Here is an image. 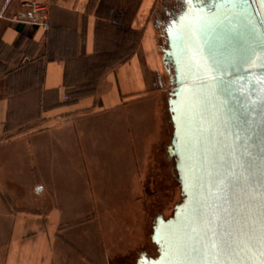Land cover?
<instances>
[{
  "label": "crops",
  "instance_id": "0c3cea01",
  "mask_svg": "<svg viewBox=\"0 0 264 264\" xmlns=\"http://www.w3.org/2000/svg\"><path fill=\"white\" fill-rule=\"evenodd\" d=\"M24 2L45 8L49 28L0 20V264H52L64 223L125 205L161 156L169 167L171 83L156 46L184 4L177 12L170 0H140L128 25L138 50L111 66L105 56L118 42L104 31L126 25L123 6L9 0L7 15ZM96 70L91 94L68 99L93 86Z\"/></svg>",
  "mask_w": 264,
  "mask_h": 264
},
{
  "label": "water",
  "instance_id": "95a60500",
  "mask_svg": "<svg viewBox=\"0 0 264 264\" xmlns=\"http://www.w3.org/2000/svg\"><path fill=\"white\" fill-rule=\"evenodd\" d=\"M185 3L162 50L182 198L143 261L264 264V2Z\"/></svg>",
  "mask_w": 264,
  "mask_h": 264
},
{
  "label": "rangeland",
  "instance_id": "374dc122",
  "mask_svg": "<svg viewBox=\"0 0 264 264\" xmlns=\"http://www.w3.org/2000/svg\"><path fill=\"white\" fill-rule=\"evenodd\" d=\"M114 1L115 4L125 8L128 22L125 26L122 25L121 31L111 30L106 31L107 33L104 31V35H106L105 38L113 39L116 43L121 42V45L115 43L120 52L112 47L111 52L108 53L113 59L116 56L120 60L122 56L129 55L134 49L138 50L140 34L129 30L128 25L138 10L140 0ZM8 3L9 0H0V12H2L0 20L10 21L15 16L7 15ZM182 7L180 0H170L171 11L178 12L182 10ZM171 14L174 15L172 12ZM165 46L162 38L156 48L160 53ZM113 62L111 66H115ZM99 73L101 74L102 71L96 70L93 72L94 77L93 74L90 76L92 84ZM168 92L169 90L162 96L164 107L169 96ZM166 117L169 122V114ZM168 125L167 141L162 146L164 155L172 134L171 121ZM169 161L167 168V163L161 156L159 165L151 169V171L157 170L158 174L151 172V176L147 180L144 179L142 190L128 191L125 205L96 206L94 218L89 221L64 223L54 245L52 264H137L141 257L147 259V257L155 256L156 246L150 241L155 220L171 217L174 207L181 202L182 198L174 170V160L170 157Z\"/></svg>",
  "mask_w": 264,
  "mask_h": 264
},
{
  "label": "built area",
  "instance_id": "2783aa9c",
  "mask_svg": "<svg viewBox=\"0 0 264 264\" xmlns=\"http://www.w3.org/2000/svg\"><path fill=\"white\" fill-rule=\"evenodd\" d=\"M45 8L34 3H22V10L10 19L14 23L28 24L44 31L48 30L49 24L45 17ZM67 98L64 97V100Z\"/></svg>",
  "mask_w": 264,
  "mask_h": 264
},
{
  "label": "trees",
  "instance_id": "16d2710c",
  "mask_svg": "<svg viewBox=\"0 0 264 264\" xmlns=\"http://www.w3.org/2000/svg\"><path fill=\"white\" fill-rule=\"evenodd\" d=\"M118 43H120V45H121V42L120 41H118ZM119 45V46H120ZM112 47H115V49L117 50V51H121L119 48H118V46L117 45H113ZM120 48L122 49V46H120ZM114 56V55H113ZM123 57V56H122ZM121 57V58H122ZM115 59H113V57H112V55H110V54H108L107 56H105V59L106 60H108V61H110V65H112V62L113 61H116L117 60V62H113L114 64H116V63H118L119 61V59L118 58H116V56L114 57ZM98 80V79H97ZM97 81H95L94 83H96ZM88 84H90L91 82H90V80L88 79V82H87ZM95 89V84H93V86L92 87H90L87 91H85V92H83V91H74V92H71V93H69L68 94V96H67V98L68 99H71V100H77L78 98H80V97H83V96H86V95H89V94H91V92H90V90L91 91H93ZM158 219V218H157ZM156 219V220H157ZM156 220H155V222H156Z\"/></svg>",
  "mask_w": 264,
  "mask_h": 264
},
{
  "label": "flooded vegetation",
  "instance_id": "af4514ba",
  "mask_svg": "<svg viewBox=\"0 0 264 264\" xmlns=\"http://www.w3.org/2000/svg\"><path fill=\"white\" fill-rule=\"evenodd\" d=\"M182 3L184 4V7H183V13L186 11V4L184 2V0H182ZM182 13V14H183ZM164 46L166 45V39L164 38ZM156 246V245H155ZM159 255V251H158V248L156 247V255L155 256H152V257H147V259H150V258H156L157 256ZM144 257H141V260L137 261V264H146L144 261H143Z\"/></svg>",
  "mask_w": 264,
  "mask_h": 264
},
{
  "label": "snow or ice",
  "instance_id": "6c2138e0",
  "mask_svg": "<svg viewBox=\"0 0 264 264\" xmlns=\"http://www.w3.org/2000/svg\"><path fill=\"white\" fill-rule=\"evenodd\" d=\"M262 2H264V0H262Z\"/></svg>",
  "mask_w": 264,
  "mask_h": 264
}]
</instances>
